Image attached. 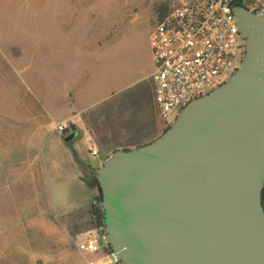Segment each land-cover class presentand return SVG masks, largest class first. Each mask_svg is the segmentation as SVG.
Returning a JSON list of instances; mask_svg holds the SVG:
<instances>
[{"label":"water","instance_id":"obj_1","mask_svg":"<svg viewBox=\"0 0 264 264\" xmlns=\"http://www.w3.org/2000/svg\"><path fill=\"white\" fill-rule=\"evenodd\" d=\"M232 12L238 67L94 172L97 231L116 264H264V19Z\"/></svg>","mask_w":264,"mask_h":264},{"label":"rangeland","instance_id":"obj_2","mask_svg":"<svg viewBox=\"0 0 264 264\" xmlns=\"http://www.w3.org/2000/svg\"><path fill=\"white\" fill-rule=\"evenodd\" d=\"M162 4V0H0V54L19 70L17 83L16 77L11 84L0 81V106L16 109L20 123L29 124L30 98L35 107L77 113L95 134L92 140L99 155L86 157L93 163L100 162L117 136L143 131L153 118L165 127L148 95L149 36ZM11 92L17 99H10ZM60 136L65 143H77L83 134L65 124ZM78 147L85 155V147ZM82 171V165H68L57 173L60 182L49 178L50 187L54 190L61 183L85 194L87 185L74 177ZM39 183L42 186L43 180ZM20 186H30V181L27 185L20 181ZM26 212L20 211V219ZM25 256L16 252L14 263L27 264ZM108 261L115 264L111 255L102 263ZM50 264L66 263L55 259Z\"/></svg>","mask_w":264,"mask_h":264},{"label":"crops","instance_id":"obj_3","mask_svg":"<svg viewBox=\"0 0 264 264\" xmlns=\"http://www.w3.org/2000/svg\"><path fill=\"white\" fill-rule=\"evenodd\" d=\"M12 65L11 60L3 59L0 54L2 85L13 83L12 77H16L15 83L18 82L19 70H14ZM11 93L10 99H17V93ZM148 95L156 109L153 83L148 86ZM30 101V124L20 123L16 109L0 106V264H15L16 252L26 254L27 264H36V261L50 264L55 259L66 264H88L95 254L80 252L77 243L97 231L93 228L91 215L94 172L112 149L149 142L162 132L164 126L153 118L146 123L145 130H131L127 136H117L106 146L100 162L93 163L86 157L99 155V150L92 140L95 134L87 120L60 108L35 107L32 98ZM59 124H67L78 135L82 133L79 142L65 143L60 131L55 129ZM78 145L85 147V155ZM92 147L97 149L96 155L90 154ZM74 163L82 165V175L74 177L87 185L85 194H80L79 190L69 191L61 183L53 190L49 178L59 181L57 173ZM20 181H25L26 185L30 181V186L21 187ZM21 210L27 212L20 219Z\"/></svg>","mask_w":264,"mask_h":264},{"label":"built area","instance_id":"obj_4","mask_svg":"<svg viewBox=\"0 0 264 264\" xmlns=\"http://www.w3.org/2000/svg\"><path fill=\"white\" fill-rule=\"evenodd\" d=\"M162 1L164 15L149 36L150 77L159 116L168 126L188 101L220 85L238 67L244 40L231 0ZM243 1L264 19V0ZM63 128L57 125L58 131ZM90 154L97 149L90 148ZM77 249L98 255L88 264H111L102 263L110 254L97 233L81 239Z\"/></svg>","mask_w":264,"mask_h":264},{"label":"trees","instance_id":"obj_5","mask_svg":"<svg viewBox=\"0 0 264 264\" xmlns=\"http://www.w3.org/2000/svg\"><path fill=\"white\" fill-rule=\"evenodd\" d=\"M235 4L245 5L243 0H231V6ZM164 12H165V5L162 4L158 7V21L163 17ZM167 127L168 126L164 127L162 131H164ZM91 187H92V192H93V200H95V202L99 201L102 197L101 190L94 177L91 182ZM262 198H263V204H264V190H263ZM95 202H93L91 206V215H92L93 228L98 230L99 227L103 224L102 222L103 215H102L101 210L99 209V207L96 205ZM104 250L109 252L107 248H104Z\"/></svg>","mask_w":264,"mask_h":264},{"label":"flooded vegetation","instance_id":"obj_6","mask_svg":"<svg viewBox=\"0 0 264 264\" xmlns=\"http://www.w3.org/2000/svg\"><path fill=\"white\" fill-rule=\"evenodd\" d=\"M96 233H97V235H99V232L98 231H96Z\"/></svg>","mask_w":264,"mask_h":264}]
</instances>
